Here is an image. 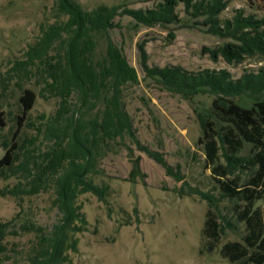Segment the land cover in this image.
<instances>
[{
    "label": "trees",
    "instance_id": "16d2710c",
    "mask_svg": "<svg viewBox=\"0 0 264 264\" xmlns=\"http://www.w3.org/2000/svg\"><path fill=\"white\" fill-rule=\"evenodd\" d=\"M246 1L264 10V0ZM181 5L186 16L211 35L226 40L213 51L214 59L219 54L228 64L235 65L247 58L264 57V16L237 9L232 18L221 19L228 7L226 0H161L155 7L146 9L102 4L91 11L74 0H56L54 23L41 26V36L26 52L27 58L15 62L12 68L31 77L34 67L39 75L38 84L44 85L41 93L60 99L61 107L48 126L49 137L54 142L32 162L27 146L15 141L9 146L4 141L1 178L21 173L26 181L13 188L5 187L0 195L21 199L53 188L52 206L57 209L59 220L48 231L32 221L18 226L19 213L9 221H0V263L12 258L7 238L21 233H34L37 237L25 264L67 262V252L76 251L78 244L71 235L86 231L87 226L82 206L77 202L79 196L91 193L105 201L110 191L108 184H96L91 176L99 174L97 160L112 142H123L128 137L138 150L162 165L169 176L183 181V176L174 172L159 151L142 145L136 136L124 99L125 89L140 83L135 67L110 36L102 57L96 56V35L120 28V23L115 22L117 17L128 16L137 25L147 27L179 24L183 21L177 11ZM139 51L145 77L164 90L189 100L198 94L213 96L211 107L198 113L202 129L198 144L204 148L207 165L222 195L242 202L238 218L247 229L243 242L226 243L221 254L231 263L264 264V205L257 206L258 202L264 204V69L246 72L236 79L226 69L191 73L181 66H150L145 44H139ZM242 95L255 99L251 108L235 101ZM37 98L32 89L23 90L22 116L18 117L14 139L22 132V121L34 108ZM100 103L95 116L88 119L87 115ZM217 121L223 124L219 129ZM6 126V113L0 109V128ZM246 143L253 147L248 157L240 155ZM139 164L140 158H136L130 173L132 182L141 174ZM250 168V180L242 185L239 173ZM195 194L208 203L203 235L208 250L212 251L220 241L223 227L212 209L213 197L197 190Z\"/></svg>",
    "mask_w": 264,
    "mask_h": 264
},
{
    "label": "rangeland",
    "instance_id": "374dc122",
    "mask_svg": "<svg viewBox=\"0 0 264 264\" xmlns=\"http://www.w3.org/2000/svg\"><path fill=\"white\" fill-rule=\"evenodd\" d=\"M74 1L91 11L102 4L153 8L161 0ZM226 1L228 7L221 19L232 18L237 9L264 16L263 9H256L246 0ZM177 11L183 21L167 26L147 27L137 25L128 16L117 17L115 22L120 23V28L96 35V56L102 57L110 36L135 67L140 83L128 86L124 99L136 136L142 145L159 151L174 172L183 176V181L169 176L162 165L138 150L128 137L123 142H112L97 160L99 174L91 176L96 184H108L110 191L105 201L91 193L79 196L77 202L87 220L86 231L71 235L78 240L77 250L67 252L65 264H243L231 263L221 254L226 243L243 242L247 234L245 223L238 218L242 202L222 195L207 165L204 148L198 144L202 136L198 113L211 107L213 96L204 93L185 99L146 78L139 44H145L150 66H181L191 73L226 69L235 79L246 72L264 69V57L247 58L235 65L228 64L219 54L214 59L213 51L226 40L211 35L186 16L182 5ZM56 13V0H0V109L7 117V126L0 128V159L5 154L4 141L9 146L13 141L27 146L32 162L53 145L48 126L61 107L60 99L41 93L44 85L38 84L39 75L34 67L31 77L12 68L15 62L27 58L26 52L41 36V26L54 23ZM26 88L35 91L38 98L22 121V132L14 139L18 117L22 116L20 97ZM235 101L246 108L255 103L248 95L236 97ZM101 105L87 118H93ZM222 125L217 121L218 129ZM252 151V144L246 143L240 155L248 157ZM20 156L24 158L23 154ZM136 158H140L141 174L132 182L130 173ZM251 174L252 168L239 173L242 185H246ZM20 181H26L21 173L4 179L0 176V190L13 188ZM196 190L213 197L212 209L223 227L220 241L212 251L203 235L208 203L195 194ZM53 198V188L21 199L0 195V221H9L19 213L18 226L32 221L51 230L59 220L57 209L52 206ZM36 241L34 233L7 238L12 258L0 264H25Z\"/></svg>",
    "mask_w": 264,
    "mask_h": 264
}]
</instances>
